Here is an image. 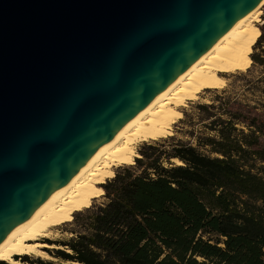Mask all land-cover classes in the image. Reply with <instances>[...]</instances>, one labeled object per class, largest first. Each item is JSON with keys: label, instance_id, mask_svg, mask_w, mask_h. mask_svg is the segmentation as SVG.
<instances>
[{"label": "water", "instance_id": "obj_1", "mask_svg": "<svg viewBox=\"0 0 264 264\" xmlns=\"http://www.w3.org/2000/svg\"><path fill=\"white\" fill-rule=\"evenodd\" d=\"M259 1L0 0V242Z\"/></svg>", "mask_w": 264, "mask_h": 264}, {"label": "trees", "instance_id": "obj_2", "mask_svg": "<svg viewBox=\"0 0 264 264\" xmlns=\"http://www.w3.org/2000/svg\"><path fill=\"white\" fill-rule=\"evenodd\" d=\"M256 31L245 46L249 64L237 73L244 78L256 69L257 82L245 90L262 100L217 95L192 104L189 114L180 111L187 138L142 140L129 165L94 187L99 202L88 197L83 209L69 211L71 235L44 239L56 247L44 249L55 261L16 258L30 264H264V16Z\"/></svg>", "mask_w": 264, "mask_h": 264}, {"label": "bare ground", "instance_id": "obj_3", "mask_svg": "<svg viewBox=\"0 0 264 264\" xmlns=\"http://www.w3.org/2000/svg\"><path fill=\"white\" fill-rule=\"evenodd\" d=\"M263 5L264 0H260L225 30L168 86L140 108L98 153L87 159L31 215L15 226L0 242V260L8 264H27L21 263L16 257L30 254L45 257L39 248L54 245L42 243L40 238L48 237L52 228L69 218L72 208L96 192L93 185L106 174L107 166L127 160L131 154V144L160 133L170 108L187 97L195 86L209 85L216 72L240 66L245 44L257 34L251 22H257Z\"/></svg>", "mask_w": 264, "mask_h": 264}, {"label": "rangeland", "instance_id": "obj_4", "mask_svg": "<svg viewBox=\"0 0 264 264\" xmlns=\"http://www.w3.org/2000/svg\"><path fill=\"white\" fill-rule=\"evenodd\" d=\"M263 16H264V5L261 7L260 16L257 19V22H251V24L254 26L255 29L261 23V17H263ZM256 37L257 36L255 35L253 38L249 39L247 41V43L245 44V46L247 44L252 43ZM249 41H250V43H249ZM249 53H250V51L249 50L246 51V48L244 47V50L242 52V61L240 63V66L234 67V68H232V67L224 68L223 70L216 72V75L213 77V82L211 84L204 85L206 87H201V88H200L201 85H198V86H195L192 90H190L187 97L180 99L175 105H173L170 108L169 116L167 117V119L164 122L162 131L158 134H155V135H162L163 134L161 137H163V136L165 137V135L166 136L167 135H175L176 137L181 138V139L187 138L183 132L186 129V124H185V122H182L180 120L183 117V115L179 118L180 111L181 112L186 111L189 114L190 111L193 110L191 107L192 104H194V103H206V104L211 103L212 101H214L215 96H217V95H219V96L229 95L230 97L236 98L237 100L246 99V100H248V103H250V104H253V100H257V99L262 100L261 99L262 97L260 96V94L258 92H254L253 94H251L250 91L245 90L246 84H248V85L249 84H255L257 82L256 81V75H257L256 69L252 68L251 72L249 74H247L246 77H244V78H242V76L238 75V73H237L239 71H244L247 68L246 66H247V64H249V61L247 59V55ZM244 55H245V58H244ZM212 87H215V88L211 89ZM224 89H225V91L222 92V90H224ZM258 111H261V110H258ZM262 120H264V115L262 116ZM147 139H149V138H147ZM260 140L262 143H264V128H263V133L260 137ZM140 143H141V141H138V142H135L129 146V150L131 152V154H129V156L132 155L134 153V151L136 152ZM127 160L115 162V163L107 166L106 174L104 176H102L97 182H95L93 187L99 186L102 183L101 181L103 180V178H109V176L111 175L110 174L111 171H114V169L117 166H122L123 164L129 165L127 163L129 160L128 161ZM91 196L85 197L83 199V202L80 205L75 206L70 211L75 212V211H79V210L83 209L81 207H83V205L85 203V199L88 197H90V200L92 199V201H94V202H99L101 200L100 195H99V190H96V192ZM67 220L70 221V219H67ZM67 220L65 222L55 226L54 228H52L51 232L49 233V236L46 237V239L52 241V240H56V239H64L66 237H69L71 235L68 232L69 225H65V223L68 222ZM44 249L45 248H43V247L39 248V250L43 252V255H45V257L39 256V255H33V254L26 255V256L32 260L35 259L36 257H38L41 259H50L52 261H55V259H52L46 253V251H44ZM18 260L21 263L30 264L26 261L24 262V261H21L20 259H18ZM62 264H69V263H62Z\"/></svg>", "mask_w": 264, "mask_h": 264}]
</instances>
